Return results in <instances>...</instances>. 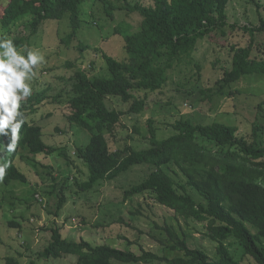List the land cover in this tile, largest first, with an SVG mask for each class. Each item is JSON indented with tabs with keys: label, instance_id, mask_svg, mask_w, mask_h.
<instances>
[{
	"label": "trees",
	"instance_id": "16d2710c",
	"mask_svg": "<svg viewBox=\"0 0 264 264\" xmlns=\"http://www.w3.org/2000/svg\"><path fill=\"white\" fill-rule=\"evenodd\" d=\"M83 1L4 0L0 6V27L3 29L0 39H11L19 50V45H24L47 20H60L69 15L70 24L76 26L80 22L78 10ZM97 1L102 3L108 19L116 23L112 34H120L123 38L125 55L117 59L102 53L109 74L106 77L89 76L93 60L86 69L76 65L71 58L61 63L67 71L76 66L68 77L70 87L66 105L69 111L66 119L91 134L86 145L73 147L74 157L83 162L88 173L79 188L90 190L100 182L114 180L132 166L147 165L149 171L144 173V178L125 188L120 202L134 195L148 194L185 221L203 222L208 237L217 242L216 257H209L200 248L189 247L186 238L169 226L162 228L168 238L161 243L162 249L176 254L172 257L152 251L136 254L108 244L94 245L85 239L68 240L61 232L63 224L50 227L49 241L38 255L57 258L75 254L77 260L74 264H151L155 261L165 264H240L226 244V240L232 237L244 255L253 258L257 264H264V247L259 245L264 239V147L238 136L237 127L230 123H193L184 116L167 124L171 128L167 135H162L161 128L154 126V120L150 118L148 135H142L148 140L145 147L135 148L128 139H132L129 133L123 137L121 145L115 141L116 146L111 147V140L117 138V132L126 128L121 122L122 114L145 110L146 98L139 97L140 91L147 96L146 93L160 90L168 79V71L182 62H194L201 69L193 56L198 42L213 37L219 30L224 35L226 26L236 28L237 22H229L230 0H152L149 4L128 0ZM252 1L259 10L258 0ZM120 2L124 3L119 5ZM118 10L127 11L132 16L135 14L137 23L124 18L116 22L115 12ZM25 15L32 16L31 31L17 36L13 28ZM239 29L244 36L248 35V39L234 43L224 40L229 46L230 65L222 70L220 86L214 91L217 94H225L226 88L245 75L264 74V47L256 42V34H264V17L259 15L257 24L247 22ZM71 34L61 40H69ZM76 47L79 53L89 48L81 44ZM52 76L67 81L65 77L61 79L62 73ZM45 83L39 91L31 92L33 97L20 100L16 120L22 123L15 138L11 127L0 134V166L6 165L0 183L27 182L25 172L15 163L16 148L39 157H50L58 149L44 142L38 122L27 121L29 114L37 108L38 103L33 104L35 98L48 99L46 93L52 83ZM55 97H60L59 93ZM119 102L128 104V107L118 108ZM135 131L139 132V129L135 128ZM13 144L14 148L9 150ZM69 150L65 146L60 148L59 156L72 161ZM56 196L53 213L57 217L67 198L62 188L56 191ZM35 200L40 201L37 196ZM6 222L10 227L21 226L15 221ZM247 223L255 232L247 227ZM127 242L131 244V241ZM4 262L21 264L14 256L5 257Z\"/></svg>",
	"mask_w": 264,
	"mask_h": 264
},
{
	"label": "rangeland",
	"instance_id": "374dc122",
	"mask_svg": "<svg viewBox=\"0 0 264 264\" xmlns=\"http://www.w3.org/2000/svg\"><path fill=\"white\" fill-rule=\"evenodd\" d=\"M3 1L0 0V6ZM128 1H141L144 4L152 2ZM258 2L259 10L252 0H230L227 10L229 22H237L236 28L226 26L224 35L219 30L213 37L198 42L193 56L200 63L201 69L194 62H182L168 71V79L160 90L146 93L147 96L140 91L139 97L146 98L145 110L122 114L121 122L126 128L117 132V138L111 140V147L116 146L115 141L121 145L127 133L132 135V139H128L135 148L145 147L148 140L142 135H148L150 118L154 120V126L161 128L160 133L167 135L171 133L167 124L180 116L189 118L193 123H230L237 127L238 136L254 140L257 146L264 147V74L243 76L230 88H226L225 94L214 92L220 86L223 68L230 65L229 46L225 41L234 43L248 39V35L244 36L239 27L247 22L255 25L259 15L264 17V0ZM122 3L124 2L119 5ZM78 13L80 22L76 26L70 24L69 15L60 20H47L17 50L25 57L30 50L38 51L44 57L43 63L33 66L31 79L25 80V83L29 84L31 92L39 91L45 81L52 83L51 89L46 93L48 99L42 101L35 98L33 104H38L33 109L32 117L36 118L41 114L44 116L33 120L42 127L44 142L58 149L50 157H39L16 148L15 163L25 172L27 182L12 181L8 185L0 183V264H5L4 258L7 256L18 258L21 264H74L77 260L75 254H64L57 258L38 255L49 241L50 227L55 224H63L61 232L68 240L85 239L94 245L108 244L119 249H129L136 254L152 251L163 252L172 257L176 254L162 249L161 243L168 238L162 228L169 226L186 238L189 247L200 248L209 257L215 258L217 242L208 237L203 222L185 221L171 208L157 203L148 194L134 195L123 203L120 202L122 191L144 178V173L149 171L147 165L132 166L114 180L100 182L90 190L79 188V184L87 179L88 173L83 162L74 157L73 147L86 145L91 134L66 119L69 111L66 105L70 87L68 77L73 74L76 66L67 71L61 63L71 58L77 62L76 65L86 69L90 60H93L89 76L106 77L109 74L102 53L117 59L125 53L121 35L112 34L113 24L116 23H112L105 15L100 1L84 0ZM31 17L25 15L18 21V26L13 28L16 29L17 36L20 33L27 35L31 31ZM122 18L133 24L137 23L135 14L132 16L127 11H116V22ZM0 32H3L1 27ZM72 32L75 33L72 35ZM69 34L72 35L71 38L63 42L61 39ZM256 38L257 44H263L264 47V34H256ZM80 44L88 45L89 48L79 53L76 46ZM45 68V73L41 74ZM59 73L63 74L61 79L67 78V81L52 76ZM57 93L60 95L58 98L55 97ZM27 97L30 99L33 96L30 93ZM24 98L26 97H22ZM117 107L127 108L128 104L119 102ZM47 111L51 114H46ZM64 146L70 148L68 152L72 155V161L59 156L60 148ZM64 181L66 184H62ZM59 188H62L67 201L56 217L53 212ZM35 195L40 201L35 200ZM6 221H15L21 226L10 227ZM246 225L255 232L250 224ZM127 241H131V244ZM226 244L240 264H257L253 258L243 254L232 237L226 240ZM259 245L264 247V239ZM151 264L165 263L155 261Z\"/></svg>",
	"mask_w": 264,
	"mask_h": 264
},
{
	"label": "clouds",
	"instance_id": "9594fccd",
	"mask_svg": "<svg viewBox=\"0 0 264 264\" xmlns=\"http://www.w3.org/2000/svg\"><path fill=\"white\" fill-rule=\"evenodd\" d=\"M43 62L44 57L38 51L30 50L25 57L19 54L11 39H0V134H3L4 129L11 127L15 138L22 123L16 120L19 115V102L22 97L31 93V88L25 80L31 79L33 66ZM48 113L51 114L50 111L46 114ZM41 117L44 116L41 114L34 118L29 114L27 121H35L33 119L38 120ZM13 148L14 144L9 146V150ZM5 167L6 165L0 166V178L4 175Z\"/></svg>",
	"mask_w": 264,
	"mask_h": 264
}]
</instances>
